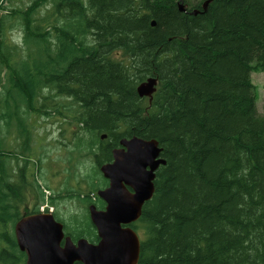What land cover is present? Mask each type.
Segmentation results:
<instances>
[{"label": "trees", "instance_id": "16d2710c", "mask_svg": "<svg viewBox=\"0 0 264 264\" xmlns=\"http://www.w3.org/2000/svg\"><path fill=\"white\" fill-rule=\"evenodd\" d=\"M203 1L184 0L186 12L178 0L2 7L0 264L26 263L15 223L58 205L40 181L48 156L31 148L34 119L54 114L77 128L68 159L95 163L84 186L65 191L85 211L53 212L74 241H99L89 206L105 207L100 166L122 138L139 136L159 141L166 164L131 224L142 235L138 264H264V114L252 79L264 71V0H212L206 11ZM148 77L159 79L151 102L137 92Z\"/></svg>", "mask_w": 264, "mask_h": 264}, {"label": "water", "instance_id": "95a60500", "mask_svg": "<svg viewBox=\"0 0 264 264\" xmlns=\"http://www.w3.org/2000/svg\"><path fill=\"white\" fill-rule=\"evenodd\" d=\"M211 2L204 0L202 10L206 11ZM178 7L182 12L188 9L184 0H178ZM199 12L198 8L192 11ZM158 82L157 77H148L138 85V94L151 102ZM112 153L113 160L100 166L109 181L108 186L98 191L105 209H98L94 204L89 206L99 241L91 242L84 237L74 241L53 213L23 215L15 223L14 233L20 250L26 254L25 264L139 263L141 237L131 224L140 219L143 206L153 197L156 172L166 164V159L157 139L139 136L122 138Z\"/></svg>", "mask_w": 264, "mask_h": 264}, {"label": "rangeland", "instance_id": "374dc122", "mask_svg": "<svg viewBox=\"0 0 264 264\" xmlns=\"http://www.w3.org/2000/svg\"><path fill=\"white\" fill-rule=\"evenodd\" d=\"M192 3H196L200 0H188ZM30 4V0H11L5 1L0 6V15L5 13V9L3 6L8 7L9 9L18 8V7H26ZM43 9L42 11H44ZM19 33L20 31L12 30L10 31L11 36L14 33ZM252 79L256 86V92L258 95L257 105L262 114H264V71L255 70L252 72ZM66 101V100H65ZM62 118L56 114L46 117L42 116L41 118H35L34 122L36 125V129L34 131L33 140L31 148L33 149V154L37 156L41 153H45V156L48 158L44 159L42 171L45 173V179L40 180L44 185H49L50 189H45L47 195L58 198V205L54 206V210H50L49 212L56 211L57 215L63 220H69L72 215L78 212L85 211L86 207L83 206L76 199H69L65 196L67 193V189L75 188L77 189L81 184L82 176L87 171V167L91 168L94 166L91 158H87L85 164L80 166V162L83 160L82 158H73L71 160L68 159L67 156V147H70V140L72 139V132L77 129L75 126H70L69 124H63ZM68 144V146H65ZM21 140L16 139V137H12V147L15 149H20ZM19 164L22 165L24 156L21 154L19 157ZM17 160H13V165L16 169ZM38 164V162H37ZM93 164V165H92ZM32 168V167H31ZM86 188V187H85ZM66 191V192H65ZM86 194L87 189L82 191ZM46 204V203H45ZM33 203L29 205L32 207ZM52 207V206H50ZM25 210V206L22 207V211ZM140 234V233H139ZM142 238V235L140 234Z\"/></svg>", "mask_w": 264, "mask_h": 264}, {"label": "built area", "instance_id": "2783aa9c", "mask_svg": "<svg viewBox=\"0 0 264 264\" xmlns=\"http://www.w3.org/2000/svg\"><path fill=\"white\" fill-rule=\"evenodd\" d=\"M48 207V204H45V205H42L41 206V211H45L46 210V208ZM50 210L52 211L53 210V207H50Z\"/></svg>", "mask_w": 264, "mask_h": 264}, {"label": "flooded vegetation", "instance_id": "af4514ba", "mask_svg": "<svg viewBox=\"0 0 264 264\" xmlns=\"http://www.w3.org/2000/svg\"><path fill=\"white\" fill-rule=\"evenodd\" d=\"M108 185H109V183H108ZM105 206H106V204H105ZM103 209H105V207Z\"/></svg>", "mask_w": 264, "mask_h": 264}, {"label": "bare ground", "instance_id": "6f19581e", "mask_svg": "<svg viewBox=\"0 0 264 264\" xmlns=\"http://www.w3.org/2000/svg\"><path fill=\"white\" fill-rule=\"evenodd\" d=\"M155 54V53H154ZM264 217V216H263Z\"/></svg>", "mask_w": 264, "mask_h": 264}]
</instances>
